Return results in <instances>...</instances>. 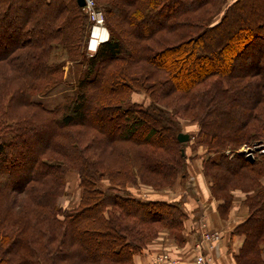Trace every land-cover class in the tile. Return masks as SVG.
I'll return each instance as SVG.
<instances>
[{
    "label": "trees",
    "instance_id": "1",
    "mask_svg": "<svg viewBox=\"0 0 264 264\" xmlns=\"http://www.w3.org/2000/svg\"><path fill=\"white\" fill-rule=\"evenodd\" d=\"M77 1L0 0V264H132L161 231L183 243L182 198L129 188L184 182L190 145L220 217L244 194L234 264H264V0H92L108 31L93 52ZM67 63L80 72L46 107Z\"/></svg>",
    "mask_w": 264,
    "mask_h": 264
},
{
    "label": "crops",
    "instance_id": "2",
    "mask_svg": "<svg viewBox=\"0 0 264 264\" xmlns=\"http://www.w3.org/2000/svg\"><path fill=\"white\" fill-rule=\"evenodd\" d=\"M188 150L187 153H189ZM195 154L197 156L195 155L189 162V173L184 182L178 181L171 190L156 191L155 195L150 197L166 200L182 198L186 213V218L183 221V243H176L168 235V232L161 231L157 239L152 241L142 253L134 256L132 264H153L152 261L162 252H166L170 257L177 259L178 264H192L191 261L195 255L193 245L199 239V220L201 217L207 219L209 229L218 230L221 234L218 247L209 250L215 264H234L233 254L239 247L241 239L230 232L246 215V208L241 205L244 194L235 191L234 200L227 217H220L215 206L217 202L210 196L207 178L200 171L202 149H197Z\"/></svg>",
    "mask_w": 264,
    "mask_h": 264
},
{
    "label": "rangeland",
    "instance_id": "3",
    "mask_svg": "<svg viewBox=\"0 0 264 264\" xmlns=\"http://www.w3.org/2000/svg\"><path fill=\"white\" fill-rule=\"evenodd\" d=\"M85 11V10H84ZM90 32H91V27H90ZM108 33V32H107ZM91 37L89 34V38H88V42H87V50L89 52H93V49H90L89 43H90ZM91 44V43H90ZM263 44V49H264V42L262 41ZM95 47V46H94ZM80 66L76 63H67L64 66V71H65V82L63 84H61L60 86H58L56 89H53L52 91H50L47 95H45L44 97H39L37 99H39L41 102H43V104L46 107H52L54 104H56V102L58 100L61 99V97L68 93L70 91V82L74 81L75 78L78 76L79 72H80ZM137 98L138 101H145V99H143L144 97L142 95H136L135 96ZM195 124L193 123H188V122H183L182 123V128L181 131L182 132H186L189 134V141H193L192 138V134L195 132L196 128ZM190 145V144H188ZM264 145V144H263ZM189 155H193L195 153V151H191V145L190 148L187 147ZM239 150L242 151H251L250 149H248L247 147H241ZM260 152V150H259ZM262 153V152H261ZM196 155V154H195ZM197 156V155H196ZM195 157V156H194ZM131 194H133L134 196L137 197H141V198H150L153 197V195H155L154 193L156 191L159 190H154L151 189L147 186L144 185H134L131 186L129 188ZM78 194H79V188L77 186V178L74 174L72 173H68L67 174V181H66V190L64 195H62L61 197H59L58 199V203L62 206V207H68L69 205H71L72 203L76 202L77 198H78ZM162 253H166V252H162ZM161 254V253H160Z\"/></svg>",
    "mask_w": 264,
    "mask_h": 264
},
{
    "label": "built area",
    "instance_id": "4",
    "mask_svg": "<svg viewBox=\"0 0 264 264\" xmlns=\"http://www.w3.org/2000/svg\"><path fill=\"white\" fill-rule=\"evenodd\" d=\"M83 9L87 12L89 21L91 22L90 37L95 40L96 44L104 41L107 38V31L104 26L103 12L98 9L92 0H84ZM105 31V32H104ZM94 32H104L105 35H96ZM260 152L264 153V145H261ZM245 153L249 151H244ZM221 234L218 230L209 229L207 219L201 217L199 220V239L194 242L195 255L192 264H215L213 256L209 250H214L218 247ZM153 264H178V260L170 257L167 253H161L152 261Z\"/></svg>",
    "mask_w": 264,
    "mask_h": 264
},
{
    "label": "water",
    "instance_id": "5",
    "mask_svg": "<svg viewBox=\"0 0 264 264\" xmlns=\"http://www.w3.org/2000/svg\"><path fill=\"white\" fill-rule=\"evenodd\" d=\"M77 2H78V4H79L80 6H84V5H85V1H84V0H78ZM189 137H190V136H189L188 133H186V132H182V131L178 132L177 135H176V138H178L177 140H178L179 142H186V141L189 140ZM247 158H248V159L251 158V154H250L249 152H247Z\"/></svg>",
    "mask_w": 264,
    "mask_h": 264
},
{
    "label": "bare ground",
    "instance_id": "6",
    "mask_svg": "<svg viewBox=\"0 0 264 264\" xmlns=\"http://www.w3.org/2000/svg\"><path fill=\"white\" fill-rule=\"evenodd\" d=\"M104 32H105V31H104ZM104 32H102V34H101V33H98V32H94V33H95L96 35H100V36H101V35H104ZM95 44H96V42H95V40L92 38V40H91V44H90L91 47L94 48V46H96Z\"/></svg>",
    "mask_w": 264,
    "mask_h": 264
}]
</instances>
